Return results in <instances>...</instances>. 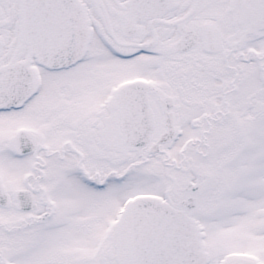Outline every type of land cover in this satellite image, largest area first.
Instances as JSON below:
<instances>
[{"label":"snow or ice","instance_id":"1","mask_svg":"<svg viewBox=\"0 0 264 264\" xmlns=\"http://www.w3.org/2000/svg\"><path fill=\"white\" fill-rule=\"evenodd\" d=\"M0 264H264V0H0Z\"/></svg>","mask_w":264,"mask_h":264}]
</instances>
